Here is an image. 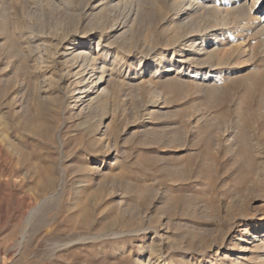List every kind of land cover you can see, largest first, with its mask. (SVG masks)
I'll return each instance as SVG.
<instances>
[{
    "label": "rangeland",
    "instance_id": "rangeland-1",
    "mask_svg": "<svg viewBox=\"0 0 264 264\" xmlns=\"http://www.w3.org/2000/svg\"><path fill=\"white\" fill-rule=\"evenodd\" d=\"M101 1L0 0V264H264V6Z\"/></svg>",
    "mask_w": 264,
    "mask_h": 264
},
{
    "label": "bare ground",
    "instance_id": "bare-ground-1",
    "mask_svg": "<svg viewBox=\"0 0 264 264\" xmlns=\"http://www.w3.org/2000/svg\"><path fill=\"white\" fill-rule=\"evenodd\" d=\"M115 1L116 0H102L101 2H99V4H97V5H95L94 6V9H92V11L91 12H89L88 14H86V16L85 17H88V19L89 18H91V17H93L95 14L97 15V14H104L106 17L104 18V17H102V22L103 23H108L109 21H111L112 20V17H111V15H107V14H105V13H107V11L111 8V4L114 2L115 3ZM123 1H125V2H130V0H123ZM199 1H202V0H182V2H184V4H185V7H184V9L182 10L181 9V7H180V9H179V6H180V3H181V0L180 1H178L177 0V2L176 1H174V3H173V5L175 4L176 6H177V9H179V10H182L183 11V13L185 12V11H187L188 13H192L193 11H196L195 9H194V6H193V4H198V2ZM231 1H234L235 3H241V7L242 8H240V11L242 12V11H246V7H249L248 5H249V3H248V1L249 0H231ZM253 6L254 7H252L253 9H255L256 11H258V10H260L263 6H264V0H253ZM182 4V3H181ZM115 6H117V3H115L114 4ZM183 5V4H182ZM196 8H197V6H196ZM250 9V13H251V7L249 8ZM179 10H176L177 12H180ZM115 11V10H114ZM116 11H117V9H116ZM253 11V10H252ZM242 14V13H241ZM189 15V14H188ZM95 19H98V17L96 18L95 17ZM96 21V20H95ZM101 23V22H100ZM183 23V22H182ZM187 23V22H186ZM188 24V23H187ZM193 24V23H192ZM102 25H104V24H102ZM115 26V28L113 29V30H119L120 28L121 29H123L124 28V25L122 26V24H118V26H117V22L114 24ZM184 29V28H183ZM186 29V28H185ZM91 32H94V30H91L90 31V33ZM227 32L226 31H224V32H222L221 34H218V35H214L213 37H212V41H215L216 43H222L223 44V41H225L229 36H228V34H226ZM93 38V36L92 37H89V39H92ZM87 42L88 41H83V42H78V47H77V49H71V52H70V54L72 55V61L73 62H77V64H78V67L80 68V70H79V72H77V74H76V76H78V75H80L81 74V72H83V71H85L84 69V67H85V64L86 63H84V61L85 60H87V51H86V47L88 46L87 45ZM92 57V56H91ZM91 62H92V68H93V72H94V76L93 77H95L96 75H98V74H103V73H105L108 69H106V68H101V67H96L97 66V62L94 60V58H92L91 59ZM200 75H202V77L203 78H205V77H208L209 75H210V71H208V70H205V71H203ZM99 82H100V79L98 80ZM106 80H102L101 79V82L100 83H103V82H105ZM86 82V81H85ZM88 83V82H87ZM87 83H84V88H83V90L81 91L82 92V94H86V93H89V89H88V87H89V85L87 84ZM93 83V82H92ZM85 97H88L87 95L86 96H80L78 99V104H77V106H75L74 108H73V110H78V109H80V108H83V106L85 105V103L87 102L86 101V99H83V98H85ZM45 201V200H44ZM25 232V231H24ZM22 239H23V237H22ZM22 239H20L21 241H22ZM19 240V241H20ZM18 241V242H19ZM18 242H17V245H19L18 244ZM21 243V242H20Z\"/></svg>",
    "mask_w": 264,
    "mask_h": 264
}]
</instances>
